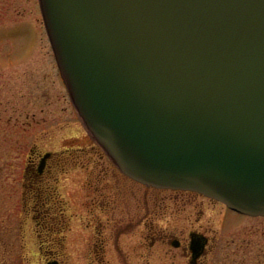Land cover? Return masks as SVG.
Masks as SVG:
<instances>
[{
  "label": "water",
  "instance_id": "obj_1",
  "mask_svg": "<svg viewBox=\"0 0 264 264\" xmlns=\"http://www.w3.org/2000/svg\"><path fill=\"white\" fill-rule=\"evenodd\" d=\"M37 2L71 104L121 174L264 215V0Z\"/></svg>",
  "mask_w": 264,
  "mask_h": 264
},
{
  "label": "rangeland",
  "instance_id": "obj_2",
  "mask_svg": "<svg viewBox=\"0 0 264 264\" xmlns=\"http://www.w3.org/2000/svg\"><path fill=\"white\" fill-rule=\"evenodd\" d=\"M46 152L54 155L40 186L29 170L37 167ZM31 159L35 165L29 163ZM101 169L110 174L101 181L107 180L108 188L96 184L104 191V197L98 195L97 202L133 205L131 195L141 198L143 189L113 168L79 120L58 73L37 0H0V264H44L49 253L64 264H88L84 259L88 254V243H84L88 232L86 225L77 220L76 212L89 202L87 194L95 188L90 185L103 176ZM37 185L45 191L43 195H48V189L55 192L58 208L54 207L50 216L57 217L62 205L67 206L68 215L72 214L64 220L68 230L64 232L63 253L62 242L59 244L62 232L57 223L42 221L40 214L36 216L38 212L33 211L30 197L32 186ZM52 200L50 197L46 204ZM196 200L203 202L200 224L210 221L209 230L220 231V220L225 214L227 231L242 221L239 214L227 212L221 203ZM263 220L249 219L238 230L253 225L264 230ZM42 223L53 225L52 232L41 231ZM173 226L172 223L166 228L173 230ZM119 239L123 246H131L127 235H120Z\"/></svg>",
  "mask_w": 264,
  "mask_h": 264
},
{
  "label": "flooded vegetation",
  "instance_id": "obj_3",
  "mask_svg": "<svg viewBox=\"0 0 264 264\" xmlns=\"http://www.w3.org/2000/svg\"><path fill=\"white\" fill-rule=\"evenodd\" d=\"M53 155L51 153L45 160L41 171L38 167L36 169V166L29 170V173H32L31 176L35 174L36 181H42L43 174L48 169V161ZM29 163L35 165L33 159ZM26 172L28 173V169ZM101 172L103 176L99 180L96 178L95 183L90 185L92 187L95 185V188L90 189L87 194L89 202L79 207V212H76L78 213L77 220L84 223V226L86 225L85 230L88 232L84 239V243H88L87 248L90 249H87L88 254L84 258L88 264H264L263 227L259 229L258 225L243 226L238 230L247 220L264 219V215L239 214L242 221L234 229L231 227L233 230L227 231L226 222H224L225 214L220 220L221 230L212 231L209 230L210 221L204 220L205 225L200 224L203 221V214L199 215L203 212L200 209L203 202H198L196 199L205 198L215 203H219L218 201L188 191L146 187L126 177L134 186L143 189L139 199L130 193L135 200L133 205L130 202L120 204L118 202H97L98 195L104 197V191L100 190L103 187L98 185L108 188L106 187L107 180L101 181L104 176L110 174L107 170L101 169ZM111 172L114 174V171ZM123 194L125 196L126 192ZM106 196L108 197V193ZM46 203L32 202L33 211L38 212L36 216L40 214L42 221L52 223L54 218L59 219L60 223L57 224V228L62 232L59 244L62 242L63 253L65 249L64 232L68 230V224L66 225L64 220L68 215V208L62 205V212L57 217L50 216L49 212H52L54 207L58 208V203L51 202L52 206ZM225 210L231 212L226 207ZM123 214L126 216L123 217ZM70 215L72 214L68 216ZM172 223L173 228H176L173 230L166 228V226H172ZM182 223H188L191 226ZM40 228L41 231L44 229L52 232L53 225L42 223ZM245 228L248 231H245ZM253 228L254 230H249ZM120 235L123 237L127 235V241L131 240V246H127L129 243L124 246L121 242L119 243ZM46 257L49 260H57V256L51 253ZM58 263L64 264L60 261Z\"/></svg>",
  "mask_w": 264,
  "mask_h": 264
},
{
  "label": "trees",
  "instance_id": "obj_4",
  "mask_svg": "<svg viewBox=\"0 0 264 264\" xmlns=\"http://www.w3.org/2000/svg\"><path fill=\"white\" fill-rule=\"evenodd\" d=\"M36 172V171H35ZM34 177H35V174H34ZM36 178H34L33 180L35 181ZM36 183L40 186H42L41 182L40 181H36ZM32 186V192H31V197H30V201L31 202H50V197H53V202H58V201H55L54 198H56V195H55V192H53V190H50L48 189V195H43V192H45L44 190H41L40 189V186ZM47 192V191H46ZM33 193V194H32ZM55 196V197H54ZM43 197V198H42ZM57 199V198H56ZM55 222L58 224L60 223L59 222V219L55 220L54 218V221L52 222L53 225L55 224Z\"/></svg>",
  "mask_w": 264,
  "mask_h": 264
}]
</instances>
